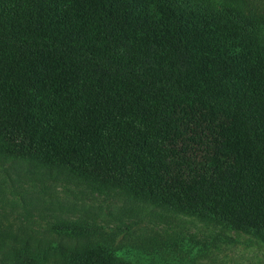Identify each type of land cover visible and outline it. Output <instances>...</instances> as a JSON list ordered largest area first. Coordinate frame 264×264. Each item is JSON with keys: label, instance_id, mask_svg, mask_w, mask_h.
Returning <instances> with one entry per match:
<instances>
[{"label": "trees", "instance_id": "obj_1", "mask_svg": "<svg viewBox=\"0 0 264 264\" xmlns=\"http://www.w3.org/2000/svg\"><path fill=\"white\" fill-rule=\"evenodd\" d=\"M0 156L264 242V17L235 0H0ZM47 234L0 226V264H132L86 221Z\"/></svg>", "mask_w": 264, "mask_h": 264}, {"label": "rangeland", "instance_id": "obj_2", "mask_svg": "<svg viewBox=\"0 0 264 264\" xmlns=\"http://www.w3.org/2000/svg\"><path fill=\"white\" fill-rule=\"evenodd\" d=\"M235 3L264 17V0ZM56 219L90 223L92 243L112 246L132 264H264V242L253 234L138 202L121 191L97 190L29 159L0 156V226L19 236L46 238ZM59 241L80 247L87 242Z\"/></svg>", "mask_w": 264, "mask_h": 264}]
</instances>
